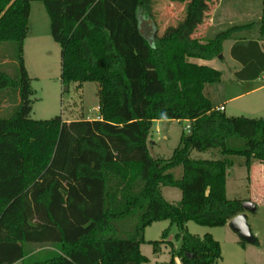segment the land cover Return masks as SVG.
Returning <instances> with one entry per match:
<instances>
[{
    "label": "trees",
    "instance_id": "1",
    "mask_svg": "<svg viewBox=\"0 0 264 264\" xmlns=\"http://www.w3.org/2000/svg\"><path fill=\"white\" fill-rule=\"evenodd\" d=\"M32 1L0 0V43L17 44L19 64L16 77L0 69V91L16 94L13 112L0 116V264H150L141 250L145 231L162 220L178 227L181 241H170L169 264L175 256L217 264L220 242L186 226L221 227L245 212L243 200L227 196L228 171L232 156L245 157L248 169L253 160L264 163V118L217 109L207 88L222 71L191 59L221 56L233 39L231 54L242 65L236 78L263 76L264 1L258 38L237 36L253 23L196 36L211 0H170L186 4L184 18L149 39L141 15L153 18L155 0H41L61 47L63 94L72 83H99L100 118L71 121L31 117L24 45ZM156 120L190 125L170 158L150 152ZM210 149L224 158L191 157ZM163 186L179 188L181 200H167ZM131 218L133 228L118 225ZM167 236L150 241L155 252Z\"/></svg>",
    "mask_w": 264,
    "mask_h": 264
},
{
    "label": "rangeland",
    "instance_id": "2",
    "mask_svg": "<svg viewBox=\"0 0 264 264\" xmlns=\"http://www.w3.org/2000/svg\"><path fill=\"white\" fill-rule=\"evenodd\" d=\"M263 1L222 0V5L215 16L216 0H211L205 22L196 36L212 38L218 32L233 25L253 23L250 30L238 33L237 36L245 39L258 38ZM185 7L186 4L181 2L155 0L153 18L141 15L143 33L152 39L156 32L162 34L167 27L177 25L185 16ZM221 13L226 14V24L222 23ZM233 43V39L225 41L222 55L209 61V66L222 71V80L209 85L207 92L215 104L220 103L226 107L225 113L228 116L264 118V75L248 81H240L236 78L235 71L239 70L242 65L231 54ZM16 56L17 44L15 42L0 43V69L8 72L12 77L18 76L19 73ZM24 60L33 91L31 96L33 100L31 117L33 119H52L60 115L67 119L80 120L97 116L99 111L98 82H84L81 86L72 83L68 88V93L63 94L61 47L51 35L50 16L41 0L31 2ZM218 89H220L219 92ZM15 97L16 94L13 91H0L1 117H7L13 112ZM187 124L186 121L179 120H156L148 139L152 156L170 158L180 144L181 135L186 131ZM191 157L195 159L224 158L218 149L205 152L194 150ZM231 158L234 160V166L228 171L227 196L229 199H241L243 202L249 200L257 205L256 211L245 210L257 242H245L230 227V224L210 227L189 221L186 227L190 233L200 237L210 233L220 242L222 258L217 264H264V163L253 160L251 168L248 169L245 157L232 156ZM173 172L177 178H181L182 166L175 168ZM162 192L171 202H178L182 198V192L177 187L163 186ZM136 223L137 218H131L119 222L118 225L131 229ZM166 230H168L166 241L161 244L160 251L155 252L154 245L150 241L162 240ZM178 232V227L170 220L157 221L146 228L147 242L142 244L141 249L142 253L149 257L150 264L170 263L173 259L170 241L175 247L181 244L177 238ZM40 249L42 248L36 247V250ZM173 264L184 263L180 257L175 256Z\"/></svg>",
    "mask_w": 264,
    "mask_h": 264
},
{
    "label": "water",
    "instance_id": "3",
    "mask_svg": "<svg viewBox=\"0 0 264 264\" xmlns=\"http://www.w3.org/2000/svg\"><path fill=\"white\" fill-rule=\"evenodd\" d=\"M244 209L249 211H256L257 205L249 200L243 202ZM230 227L239 234L242 240L248 243H256L257 238L254 235L252 228L248 222L247 216L244 213L237 215L230 221ZM192 255H189L191 257Z\"/></svg>",
    "mask_w": 264,
    "mask_h": 264
},
{
    "label": "crops",
    "instance_id": "4",
    "mask_svg": "<svg viewBox=\"0 0 264 264\" xmlns=\"http://www.w3.org/2000/svg\"><path fill=\"white\" fill-rule=\"evenodd\" d=\"M221 5H222V0H216V8H215V16L217 15V12H218V10H219V8L221 7ZM223 8V7H222ZM220 18L222 19V23H224V24H226V22H225V20L227 19V17H226V14L225 13H221V16H220ZM231 23H233V21H231ZM235 24V23H234ZM199 37H201V38H205L206 36H199ZM261 43H262V47H263V49H264V40H262L261 41ZM215 59V58H214ZM214 59H212V60H204V59H199V58H192L191 59V61H193V62H196V63H198V64H206V65H209L208 63H209V61H213ZM76 84H78L79 86H81L82 84H80V83H76ZM219 90L220 89H218V92H219ZM217 92V93H218ZM214 95H215V92H214ZM216 97H218V95L216 94ZM217 105V108L218 107H221V106H224L223 104H220V103H218V104H216ZM99 109V108H98ZM224 111H226V107L224 106ZM83 116V115H82ZM63 117V116H62ZM63 119L64 120H66V121H71L72 119H67V118H65V117H63ZM83 119H93V118H90V117H87V118H83ZM155 122V121H154ZM227 181H228V178H227ZM230 223V222H229ZM228 223V224H229ZM228 224H227V226H228ZM141 248H142V246H141ZM142 250V249H141Z\"/></svg>",
    "mask_w": 264,
    "mask_h": 264
},
{
    "label": "built area",
    "instance_id": "5",
    "mask_svg": "<svg viewBox=\"0 0 264 264\" xmlns=\"http://www.w3.org/2000/svg\"><path fill=\"white\" fill-rule=\"evenodd\" d=\"M217 109L224 110V106L218 107ZM96 118H100L99 115H97ZM186 130H188V131L190 130L189 124L186 125Z\"/></svg>",
    "mask_w": 264,
    "mask_h": 264
}]
</instances>
